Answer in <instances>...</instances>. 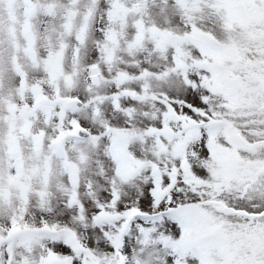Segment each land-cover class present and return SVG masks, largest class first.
Returning a JSON list of instances; mask_svg holds the SVG:
<instances>
[{
	"label": "snow or ice",
	"instance_id": "1",
	"mask_svg": "<svg viewBox=\"0 0 264 264\" xmlns=\"http://www.w3.org/2000/svg\"><path fill=\"white\" fill-rule=\"evenodd\" d=\"M0 264H264V0H0Z\"/></svg>",
	"mask_w": 264,
	"mask_h": 264
}]
</instances>
